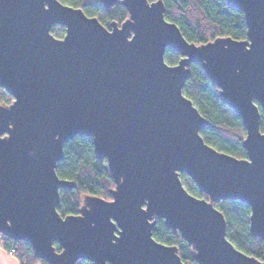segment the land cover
Returning a JSON list of instances; mask_svg holds the SVG:
<instances>
[{"label": "water", "instance_id": "95a60500", "mask_svg": "<svg viewBox=\"0 0 264 264\" xmlns=\"http://www.w3.org/2000/svg\"><path fill=\"white\" fill-rule=\"evenodd\" d=\"M119 1L128 18L108 29L59 0H0V87L14 98L0 103V233L47 264H185L154 238L163 220L198 264H264L234 246L215 207L247 204L250 233L264 241V0H224L243 12L247 39L202 45L165 18L163 0H100L105 9ZM167 50L179 63L166 62ZM194 63L242 118L247 158L202 138L210 123L183 93ZM76 137L92 139L115 188L111 200L85 196L78 215L62 217L60 190L76 184L56 168Z\"/></svg>", "mask_w": 264, "mask_h": 264}, {"label": "trees", "instance_id": "16d2710c", "mask_svg": "<svg viewBox=\"0 0 264 264\" xmlns=\"http://www.w3.org/2000/svg\"><path fill=\"white\" fill-rule=\"evenodd\" d=\"M63 4L80 8L89 17H96L111 28V23L121 25L128 18L127 9L119 1L105 9L100 0H59ZM150 2L157 0H149ZM165 18L175 23L183 36L197 45L206 44L217 38L230 37L235 40L247 39V25L243 12L227 5L224 0H163ZM57 38L65 35L64 27L52 29ZM169 65L181 60L180 54L167 50L165 55ZM191 77L186 81L183 93L197 107L210 123L201 132L206 144L220 152L239 159L247 158L242 145L247 132L242 118L222 101L220 89L212 85L200 64H191ZM14 98L0 87V103L10 105ZM261 132L264 133V114L261 116ZM56 173L59 178L72 181L76 187L72 190H60L58 212L62 217L78 215L85 196L111 200V191L115 188L106 160L97 159L91 138L76 137L64 146V157L58 163ZM180 178L186 189L194 196L208 199L201 193L187 174ZM227 221V237L236 248L244 253L262 259L264 241L250 233V207L235 200H221L215 204ZM153 236L159 242L176 246L185 264H198L194 259V248L184 240L178 231H173L163 220L157 222ZM0 242L6 251H15L20 264H47L34 256L31 245L25 241H14L0 233ZM61 251L59 244H54ZM78 264H94L81 261Z\"/></svg>", "mask_w": 264, "mask_h": 264}, {"label": "crops", "instance_id": "0c3cea01", "mask_svg": "<svg viewBox=\"0 0 264 264\" xmlns=\"http://www.w3.org/2000/svg\"><path fill=\"white\" fill-rule=\"evenodd\" d=\"M0 262L1 264H19L17 259L8 254V252L0 246Z\"/></svg>", "mask_w": 264, "mask_h": 264}, {"label": "rangeland", "instance_id": "374dc122", "mask_svg": "<svg viewBox=\"0 0 264 264\" xmlns=\"http://www.w3.org/2000/svg\"><path fill=\"white\" fill-rule=\"evenodd\" d=\"M56 27H59V26H56ZM56 27H54V28H56ZM60 27H62V26H60ZM0 246L2 247V248H4L3 246H2V243L0 242ZM8 252V254L9 255H11V256H13V257H15L16 258V256H15V251H7ZM17 259V258H16ZM18 261V260H17ZM19 262V261H18ZM0 264H1V262H0ZM20 264V263H19Z\"/></svg>", "mask_w": 264, "mask_h": 264}, {"label": "snow or ice", "instance_id": "6c2138e0", "mask_svg": "<svg viewBox=\"0 0 264 264\" xmlns=\"http://www.w3.org/2000/svg\"><path fill=\"white\" fill-rule=\"evenodd\" d=\"M252 50L251 49H249V52H251ZM249 163H251V161H249Z\"/></svg>", "mask_w": 264, "mask_h": 264}, {"label": "built area", "instance_id": "2783aa9c", "mask_svg": "<svg viewBox=\"0 0 264 264\" xmlns=\"http://www.w3.org/2000/svg\"><path fill=\"white\" fill-rule=\"evenodd\" d=\"M12 251H14V250H12Z\"/></svg>", "mask_w": 264, "mask_h": 264}]
</instances>
